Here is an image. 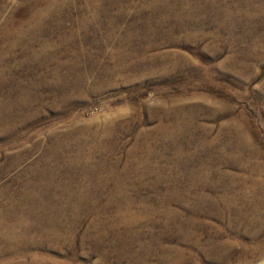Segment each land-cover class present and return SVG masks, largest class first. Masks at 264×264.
<instances>
[{
  "label": "rangeland",
  "instance_id": "1",
  "mask_svg": "<svg viewBox=\"0 0 264 264\" xmlns=\"http://www.w3.org/2000/svg\"><path fill=\"white\" fill-rule=\"evenodd\" d=\"M263 194L264 0H0V264H235Z\"/></svg>",
  "mask_w": 264,
  "mask_h": 264
},
{
  "label": "bare ground",
  "instance_id": "2",
  "mask_svg": "<svg viewBox=\"0 0 264 264\" xmlns=\"http://www.w3.org/2000/svg\"><path fill=\"white\" fill-rule=\"evenodd\" d=\"M263 182V181H262ZM258 183V182H257ZM263 189V188H262ZM263 193V192H262ZM264 195V194H263ZM227 196V195H226ZM223 197V199H222V201H224L225 203H226V198H225V195H223L222 196ZM234 197V196H233ZM242 198H243V196H242ZM255 198V197H254ZM234 199V198H233ZM256 199V198H255ZM262 199H263V196H262ZM238 200V199H237ZM243 200H244V198H243ZM242 200V201H243ZM260 200V199H259ZM247 201V200H246ZM256 201V200H255ZM230 203V202H229ZM247 203V202H246ZM250 203V202H249ZM258 203V202H257ZM238 204V203H237ZM230 205V204H229ZM250 205V204H249ZM252 205H253V203H252ZM239 206V205H238ZM237 207V206H236ZM252 207V206H251ZM253 207H255V206H253ZM230 208V207H229ZM239 209H240V207H238ZM234 209H235V207H234ZM255 209H256V207H255ZM230 210V209H229ZM233 210V209H232ZM226 211V210H225ZM238 211V210H237ZM260 211H261V209H260ZM25 213V212H24ZM234 213V212H233ZM17 215V214H16ZM231 215V214H230ZM239 216V215H238ZM237 216V217H238ZM23 217V216H22ZM58 217V215H55L54 216V218H52V220L51 221H57L58 219H56ZM60 217V216H59ZM231 217V216H230ZM259 217V216H258ZM4 219V218H3ZM2 219V220H3ZM51 219V218H50ZM21 220V219H20ZM24 220V219H23ZM27 220V219H26ZM5 221V220H4ZM28 221V220H27ZM23 222V221H22ZM21 222V223H22ZM18 223V222H17ZM29 223V222H28ZM1 226V225H0ZM6 226V225H5ZM18 226V225H17ZM263 226V225H262ZM2 227V226H1ZM13 228V227H12ZM19 228H20V226H19ZM30 228V225H26V229H29ZM261 228V227H260ZM18 229V228H17ZM25 229V228H24ZM227 229V228H226ZM14 230V229H13ZM23 230V229H22ZM233 230V229H232ZM12 231V230H11ZM14 231H16V230H14ZM29 231V230H28ZM259 231V230H258ZM23 232V231H22ZM228 232V231H227ZM236 232V231H235ZM15 233V232H14ZM253 233V232H252ZM257 233V232H256ZM239 235V234H238ZM258 235V234H257ZM16 239V238H15ZM21 239V238H20ZM229 239V238H228ZM255 239V238H254ZM227 240V239H226ZM235 240V239H234ZM229 241V240H228ZM227 241V242H228ZM231 241V240H230ZM27 242V241H26ZM220 243V242H219ZM223 243H224V241H223ZM226 243V242H225ZM3 244V243H2ZM8 244V243H7ZM19 244V243H18ZM218 245V244H217ZM225 245V244H224ZM227 245L228 246H230V247H233L235 244H233V242H228L227 243ZM213 246H216V245H213ZM220 246H221V243H220ZM236 246V245H235ZM4 247V246H3ZM217 247V246H216ZM215 247V248H216ZM219 247V246H218ZM247 247V246H246ZM6 248V247H5ZM211 248V247H210ZM16 249V248H15ZM248 249V248H247ZM254 249V248H253ZM4 250V249H3ZM212 250V249H211ZM214 250V249H213ZM231 250V249H230ZM229 250V251H230ZM209 251H210V249H209ZM219 251H220V249H219ZM229 251H227V252H229ZM249 251H251V252H259L258 254L260 255L258 258L260 259L258 262L256 261V262H254V259H252L253 257H251V256H256L255 254H252V253H250ZM3 252V251H2ZM11 252V251H10ZM226 252V251H225ZM213 253V252H212ZM243 253H245L244 255H242L241 257H239L240 259L239 260H237L236 261V263L235 264H264V249H263V243H259L258 244V246L257 247H255V249L254 250H246V251H244ZM256 253V254H257ZM1 254V253H0ZM223 254V253H222ZM226 254V253H225ZM233 254V253H232ZM24 255V254H23ZM212 255V254H211ZM213 256V255H212ZM225 256V255H224ZM12 257V256H11ZM176 257V256H175ZM214 257V256H213ZM216 257V256H215ZM218 257V256H217ZM23 258V257H22ZM27 258V257H26ZM257 258V259H258ZM11 259V258H10ZM9 259V260H10ZM31 259V258H30ZM29 259V260H30ZM175 259V258H174ZM212 259H214V258H212ZM218 259V258H217ZM14 260V259H13ZM21 260V259H20ZM25 260V259H24ZM28 260V261H29ZM35 260V259H34ZM42 260V259H41ZM219 260V259H218ZM2 261V260H1ZM11 261V260H10ZM33 261V260H32ZM32 261H31V263H27V261H25L26 263H22L21 262V264H36L34 261H33V263H32ZM36 261V260H35ZM38 261V260H37ZM36 261V262H37ZM232 261V259L231 258H224V262H223V264H230V262ZM44 262V261H43ZM220 262V261H219ZM10 263V262H9ZM12 263V262H11ZM17 263V262H16ZM15 263V264H16ZM39 263V262H38ZM176 263V262H175ZM222 263V262H221ZM234 264V263H233Z\"/></svg>",
  "mask_w": 264,
  "mask_h": 264
}]
</instances>
